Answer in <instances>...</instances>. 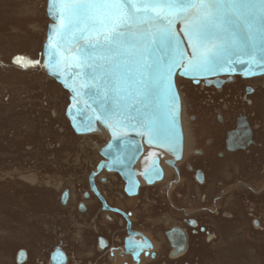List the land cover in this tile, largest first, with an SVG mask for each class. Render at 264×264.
Listing matches in <instances>:
<instances>
[{
  "label": "flooded vegetation",
  "instance_id": "flooded-vegetation-1",
  "mask_svg": "<svg viewBox=\"0 0 264 264\" xmlns=\"http://www.w3.org/2000/svg\"><path fill=\"white\" fill-rule=\"evenodd\" d=\"M176 82L184 151L163 179L128 187L98 167L107 134L72 128L71 151L50 160L55 178L16 174L25 184L14 189L29 188L16 224L31 228L0 264H211L200 241L232 226L264 240V74Z\"/></svg>",
  "mask_w": 264,
  "mask_h": 264
},
{
  "label": "snow or ice",
  "instance_id": "snow-or-ice-1",
  "mask_svg": "<svg viewBox=\"0 0 264 264\" xmlns=\"http://www.w3.org/2000/svg\"><path fill=\"white\" fill-rule=\"evenodd\" d=\"M49 3L50 13L58 21L53 60L59 58L60 49L75 46L80 56L78 63L92 69L93 79L99 76L103 81L100 109L105 122L120 124L137 119L139 126L146 127L154 139H170V132L157 122L154 114L140 111L136 104L159 92L161 66L146 58L153 45L172 46L176 63L185 56L172 31L176 20L184 24V35L192 49L187 70L211 73L225 63L230 64L233 57H246L250 67L264 66V24L258 23L264 20V6L257 8L247 0H49ZM168 70L171 71L170 66ZM109 93L122 96V106L108 103ZM155 172L158 174V170Z\"/></svg>",
  "mask_w": 264,
  "mask_h": 264
},
{
  "label": "rangeland",
  "instance_id": "rangeland-1",
  "mask_svg": "<svg viewBox=\"0 0 264 264\" xmlns=\"http://www.w3.org/2000/svg\"><path fill=\"white\" fill-rule=\"evenodd\" d=\"M46 5L47 0H0V259L12 255L19 236L31 228L16 224L23 216L16 207L28 211L29 189H14L25 184L16 174L34 177L42 172L55 178L53 154L59 159L68 149V140L66 145L62 141L77 138L65 114L68 91L42 67ZM14 191L19 195L10 197ZM200 242L210 252L211 264H264V240L239 236L233 226L216 239Z\"/></svg>",
  "mask_w": 264,
  "mask_h": 264
},
{
  "label": "water",
  "instance_id": "water-1",
  "mask_svg": "<svg viewBox=\"0 0 264 264\" xmlns=\"http://www.w3.org/2000/svg\"><path fill=\"white\" fill-rule=\"evenodd\" d=\"M247 2L255 4L257 8L264 6L261 5V0H247ZM50 7L47 0L46 13L49 22L43 49L40 52L42 67L49 77L68 91L69 102L65 114L75 132L82 135L107 134V142L99 149L105 159L98 167L118 172L131 188L160 182L164 177L165 168L174 165L183 156L185 135L177 76L197 79L264 74V66L250 67L246 57H233L230 64L225 63L223 67L211 73H194L187 70L192 58V49L184 35V24L176 20L172 25V31L176 34L180 47L184 49L185 56L180 63H176L177 57L172 46L153 45L146 58L149 62H157L161 66L159 92L136 104L140 111L147 110L154 114L157 122L165 125L170 132V139H154L146 127L139 126L137 119L124 120L120 124L112 120L105 122L100 109L104 99L103 81L99 76L93 79L92 69L78 63L80 56L75 46H65L60 49L59 58L53 60L52 48L58 39L56 27L58 21L50 13ZM258 23L264 24V20ZM72 57L77 59L74 61ZM122 102V96L114 97L109 93L108 103L113 107L122 106ZM131 115L136 116V112L133 111ZM155 170H158V174Z\"/></svg>",
  "mask_w": 264,
  "mask_h": 264
},
{
  "label": "bare ground",
  "instance_id": "bare-ground-1",
  "mask_svg": "<svg viewBox=\"0 0 264 264\" xmlns=\"http://www.w3.org/2000/svg\"><path fill=\"white\" fill-rule=\"evenodd\" d=\"M47 6V5H46ZM47 12V11H46ZM103 134V133H102ZM90 134L84 135V136H89ZM98 146V145H97ZM180 161V160H179ZM178 162V161H177ZM167 167H171V166H167ZM166 169V168H165Z\"/></svg>",
  "mask_w": 264,
  "mask_h": 264
}]
</instances>
